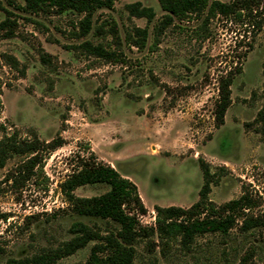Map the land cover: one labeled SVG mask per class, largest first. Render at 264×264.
<instances>
[{"label": "rangeland", "instance_id": "374dc122", "mask_svg": "<svg viewBox=\"0 0 264 264\" xmlns=\"http://www.w3.org/2000/svg\"><path fill=\"white\" fill-rule=\"evenodd\" d=\"M12 1L0 0V139L15 133L18 141H51L59 135L64 144L39 151L41 173L30 167L28 154L2 157L0 264L61 247L73 237L69 228L76 222L101 234L118 227L70 211L59 186L77 169L78 156H93L136 185L147 209L139 217L144 225H153L155 206L188 208L198 201L199 158L214 173L208 195L214 204L238 198L247 187L261 197L253 213L264 217V137L254 122L264 106V0L242 21L216 16L197 33L203 18L175 21L180 28H166L153 51L148 49L153 27L164 15L157 0H117L112 10H97L93 21L115 20L121 37L132 26L147 25L143 18H129L125 4L139 1L155 11L147 46H123L126 64L66 48L87 39L110 40L71 35L80 15H33L17 8L23 0ZM5 19L15 22L7 38ZM229 72L234 74L231 105L224 124L216 127L218 83ZM107 190L93 184L73 194L89 198ZM95 243L54 264H84ZM135 249L134 264H264V229L242 232L236 226L225 236L204 234L189 249L173 240L165 255L160 246L149 253L145 240Z\"/></svg>", "mask_w": 264, "mask_h": 264}, {"label": "trees", "instance_id": "16d2710c", "mask_svg": "<svg viewBox=\"0 0 264 264\" xmlns=\"http://www.w3.org/2000/svg\"><path fill=\"white\" fill-rule=\"evenodd\" d=\"M117 0H23L24 5L17 8L29 14L51 15L73 12L80 15L76 23H72V33L75 38H83L91 34L93 37H110L105 43H93L83 40L79 44L68 45L66 48L80 50L86 56H93L106 63L126 64L127 58L123 46L135 47L142 50L148 42V24L153 20L155 11L141 2L124 5L129 18L145 19L147 25L143 28L132 26L120 36L118 24L115 20L101 21L94 25L93 15L99 9L112 10ZM13 5L12 0H7ZM164 15L153 27V41L148 46L150 51L159 44V37L170 26L177 27L174 22H182L191 16L203 18L199 29L216 16L232 18L242 21L245 15L250 16L254 7H258L259 0H232L229 3L220 0H157ZM15 22L5 19L2 27H6L5 38L13 35L12 26ZM8 27V28H7ZM177 28H180L179 26ZM12 65L16 61L8 58ZM45 62L48 60L42 56ZM47 62V61H46ZM239 72V68L236 70ZM234 74L229 72L218 83V98L214 107L216 127L224 124V116L231 105L230 86ZM1 94V93H0ZM1 107V99H0ZM259 125V133L264 137V106L257 112L254 120ZM64 144L59 135L51 141H41L38 138L17 140L15 133L4 135L0 139V167H3L2 157L11 153H25L30 157L28 163L37 166L41 173L43 165L38 160L39 151H54ZM79 165L60 184L59 188L69 205L70 211L79 216L96 217L115 223L118 227L114 231L105 233L94 232L87 225L73 223L69 232L73 237L61 247L46 254L36 255L31 259H8L4 264H54L56 260L73 254L76 250L85 247L90 241H96L91 247L88 260L84 264H134L137 254L135 244L140 240L146 241L147 251L153 252L160 246V252L165 250L173 240L189 249L197 236L208 233H217L225 236L238 226L242 232L251 229H264V217L253 213L260 206L261 197L253 195L247 187H242L241 195L222 205L214 204L208 195L211 185L215 183L214 173L209 165L198 159L202 172L203 184L199 190V199L188 208L178 206H155L153 225H144L139 217L147 213L141 201L137 187L128 178L121 176L114 168L102 162H97L93 156L88 158L77 157ZM104 184L108 190L101 195L89 198L76 197L73 191L82 186ZM6 219V216H3ZM240 225H238V221ZM156 236L158 243L153 237ZM1 252V249H0Z\"/></svg>", "mask_w": 264, "mask_h": 264}, {"label": "crops", "instance_id": "0c3cea01", "mask_svg": "<svg viewBox=\"0 0 264 264\" xmlns=\"http://www.w3.org/2000/svg\"><path fill=\"white\" fill-rule=\"evenodd\" d=\"M225 120V119H224ZM225 122V121H224ZM243 134H244V138L246 137V135H245V133L243 132ZM246 139H247V137H246Z\"/></svg>", "mask_w": 264, "mask_h": 264}]
</instances>
